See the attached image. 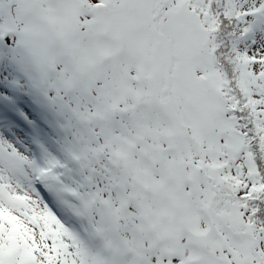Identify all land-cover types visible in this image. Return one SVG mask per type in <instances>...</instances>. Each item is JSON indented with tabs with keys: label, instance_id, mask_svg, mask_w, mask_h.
Instances as JSON below:
<instances>
[{
	"label": "snow or ice",
	"instance_id": "6c2138e0",
	"mask_svg": "<svg viewBox=\"0 0 264 264\" xmlns=\"http://www.w3.org/2000/svg\"><path fill=\"white\" fill-rule=\"evenodd\" d=\"M0 264H264V0H0Z\"/></svg>",
	"mask_w": 264,
	"mask_h": 264
}]
</instances>
